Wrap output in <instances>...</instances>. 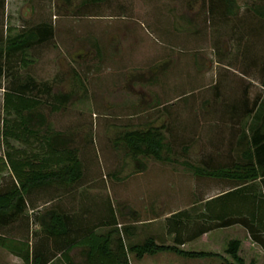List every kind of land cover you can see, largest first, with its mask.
Segmentation results:
<instances>
[{
	"label": "rangeland",
	"instance_id": "374dc122",
	"mask_svg": "<svg viewBox=\"0 0 264 264\" xmlns=\"http://www.w3.org/2000/svg\"><path fill=\"white\" fill-rule=\"evenodd\" d=\"M262 12L264 0H0V46L9 34L39 23L54 27L52 37L26 50V64L20 52L0 55V156L36 147L13 138L7 145L3 136L5 89L33 77L41 90L38 111L51 130L71 134L83 167L72 186L31 189L25 211L0 233L28 239L46 264H66L60 253L67 241L40 224L50 208L71 215L69 238L112 217L119 228L131 227L127 245L150 234L171 238L162 229L171 213L232 186L196 174L188 163L211 168L243 159L249 126L264 102ZM62 93L70 94L65 102ZM148 126H163L169 149L163 160L140 156L145 167L139 169L114 139ZM10 172L0 171V188L11 182ZM69 253L84 262L80 247ZM128 258L129 264L220 262L171 251L142 258L129 251ZM0 264L24 263L0 246Z\"/></svg>",
	"mask_w": 264,
	"mask_h": 264
},
{
	"label": "trees",
	"instance_id": "16d2710c",
	"mask_svg": "<svg viewBox=\"0 0 264 264\" xmlns=\"http://www.w3.org/2000/svg\"><path fill=\"white\" fill-rule=\"evenodd\" d=\"M53 34V25L46 22L9 34L4 45L0 46V55L20 52L26 64V50ZM3 66L0 62V75ZM262 81L264 83V79ZM40 91L33 77H25L13 82L3 94V109L7 115L3 130L6 144L11 145L9 138H13L26 144L34 142L36 147L29 154L23 148H14L13 151L7 150L6 156H0V171L8 167L12 176L11 182L0 188V228L25 211L26 194L31 189L47 184L72 186L83 175L77 147L69 143L71 134L51 130L44 113L38 111L42 103L38 97ZM69 95L62 93L58 98L65 102ZM56 108L58 105L52 106V109ZM36 124L45 126V131L40 133ZM162 127L124 130L114 139V144L122 143L139 163V169H143L145 164L139 160L140 156H152L158 160L167 158L163 151L169 147ZM249 128L251 133L247 147L242 150V161L211 168L188 163L198 175L232 182L231 189L204 202L205 209L198 217L206 219H199L194 230H187L191 218L186 209L171 213L167 218L168 232H173L171 238L150 234L142 241L128 245L125 237L132 235L131 227L119 228L114 217L84 228L79 236L72 238L68 237L71 215L62 210L50 208L40 216V224L49 236L67 241L60 253L66 264H81L70 256L73 247H80L85 254L82 264H129V251L137 258L171 251L190 258L215 256L221 260L220 264H264V219L262 215L259 217L263 213L261 208L264 209V102L256 110ZM100 225L108 228L100 231L97 229ZM0 246L19 257L24 264L47 263L42 253L34 252L28 239L0 233Z\"/></svg>",
	"mask_w": 264,
	"mask_h": 264
},
{
	"label": "crops",
	"instance_id": "0c3cea01",
	"mask_svg": "<svg viewBox=\"0 0 264 264\" xmlns=\"http://www.w3.org/2000/svg\"><path fill=\"white\" fill-rule=\"evenodd\" d=\"M229 189H231V187L230 188H228V189H225V190H223V191H221V192H219V193H217V194H214V195H211V196H209V197H206L205 199L203 198V199H201V204L198 206V207H196V206H194V204L191 206V209L190 210H188L189 211V215H190V218H191V221H190V223H195L196 224V222L197 221H199V219H200V221L201 220H203V219H206V218H204V217H198V215H199V213H201V212H203L204 211V209H205V206H204V202L206 201V200H208V199H210V198H212L213 196H216V195H218V194H221V193H223V192H225V191H227V190H229ZM258 190V189H257ZM261 210H263V213H260L259 214V217L262 215V218L264 219V209L263 208H261ZM259 211H260V209H259ZM255 214V216H256V212L254 213ZM255 219V218H254ZM153 219H151V220H149V221H152ZM256 220V219H255ZM162 229H164L163 230V232L165 233L166 231L168 232V226H167V224H164L163 223V225H162ZM161 228H160V230H162ZM170 232H172V231H170ZM173 233V232H172ZM169 234V233H168ZM214 242V241H213ZM155 254V253H154ZM154 254H151V256H153ZM145 255V254H144ZM143 255V256H144ZM142 256V257H143ZM141 257V258H142ZM210 258H214V259H218V261H220L219 262V264L221 263V260L218 258V257H215V256H208V257H203V258H201V260L202 259H210ZM198 259V258H197Z\"/></svg>",
	"mask_w": 264,
	"mask_h": 264
}]
</instances>
